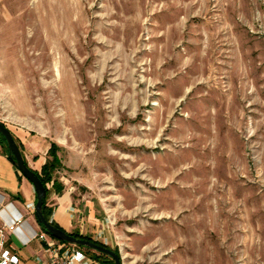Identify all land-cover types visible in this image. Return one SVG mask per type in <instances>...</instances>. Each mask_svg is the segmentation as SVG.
Segmentation results:
<instances>
[{
  "label": "rangeland",
  "instance_id": "obj_1",
  "mask_svg": "<svg viewBox=\"0 0 264 264\" xmlns=\"http://www.w3.org/2000/svg\"><path fill=\"white\" fill-rule=\"evenodd\" d=\"M0 121L123 264H264V0H0Z\"/></svg>",
  "mask_w": 264,
  "mask_h": 264
},
{
  "label": "crops",
  "instance_id": "obj_2",
  "mask_svg": "<svg viewBox=\"0 0 264 264\" xmlns=\"http://www.w3.org/2000/svg\"><path fill=\"white\" fill-rule=\"evenodd\" d=\"M7 127L13 137L22 146L23 158L27 165L31 169L40 172L42 165L46 161L45 154L48 146L46 145L44 151L39 153L35 141L30 142L22 130L12 129L10 126ZM59 182L63 185L61 181ZM63 190L64 185L62 191L57 193L51 184H47L45 199L46 205L50 209V220L69 234L77 233L92 239V241H98L107 245V236L103 235L104 230L100 229V225L96 227L95 220L89 219L90 223H87L82 211L78 207L73 206L69 194ZM0 201L11 203L25 219L24 226L14 233H9L5 242L6 246L17 255L19 264H40L47 259L48 254L45 253V250L50 244H55L61 251H65L68 247H71V245L58 242L48 234H46L45 238L32 237L33 232L38 234L43 232L34 217L35 190L32 184L19 174L9 159L8 153L4 152L1 145ZM24 239L28 240L23 242ZM97 262L101 264L99 261Z\"/></svg>",
  "mask_w": 264,
  "mask_h": 264
},
{
  "label": "water",
  "instance_id": "obj_3",
  "mask_svg": "<svg viewBox=\"0 0 264 264\" xmlns=\"http://www.w3.org/2000/svg\"><path fill=\"white\" fill-rule=\"evenodd\" d=\"M0 134L3 136L7 149L9 159L18 170V172L25 177L33 186L36 193V202L34 205V217L36 222L43 226L44 229L55 239L64 241L72 245H80L89 248L93 251L105 254L110 257L114 264H123L120 253H116L113 249L108 248L104 245L98 244L89 239L77 238L61 228H57L51 224L49 220L43 215V202L46 198L47 189L40 180L39 176L35 174L34 170L31 169L23 158V154L19 148V145L15 141L9 128L0 121Z\"/></svg>",
  "mask_w": 264,
  "mask_h": 264
},
{
  "label": "built area",
  "instance_id": "obj_4",
  "mask_svg": "<svg viewBox=\"0 0 264 264\" xmlns=\"http://www.w3.org/2000/svg\"><path fill=\"white\" fill-rule=\"evenodd\" d=\"M10 211V212H9ZM25 224V219L11 203L0 201V264H19V259L5 244L9 233L18 231ZM45 238L46 233H32V237ZM28 240V239H27ZM27 240L24 239L23 242ZM45 253L47 259L40 264H99L81 249L71 245L61 251L55 244H50Z\"/></svg>",
  "mask_w": 264,
  "mask_h": 264
},
{
  "label": "trees",
  "instance_id": "obj_5",
  "mask_svg": "<svg viewBox=\"0 0 264 264\" xmlns=\"http://www.w3.org/2000/svg\"><path fill=\"white\" fill-rule=\"evenodd\" d=\"M15 141L17 142V140L15 139ZM17 144L19 145V148H20V150H21V153H22V146L17 142ZM0 145H1V147L3 148V150H4V152H6V153H8V149H7V146H6V143H5V140H4V138H3V136L0 134ZM52 149L50 148L49 149V156L51 157V158H49V159H47L46 161H45V163L42 165V167H41V170H40V172H38V171H36V170H34V172H35V174H37L38 176H39V178H40V180L42 181V183L44 184V186L46 187V189H47V183L48 182H50L52 179H53V172L55 171V169L57 168V166H59L60 165V161H59V159H58V157L56 156V154L53 152V151H51ZM23 154V153H22ZM25 163H26V161H25ZM18 171V170H17ZM20 174V173H19ZM21 175V174H20ZM22 176V175H21ZM53 185V188H54V190L57 192V193H59V192H61L62 191V189H63V185L59 182V181H57V179L56 178H54L53 179V183H52ZM42 211H43V215L45 216V218L47 219V220H49L50 222H51V224L52 225H54L55 227H57V228H60L57 224H55L52 220H50V209L47 207V205H46V199L44 200V202H43V208H42ZM40 227H41V229H42V231L43 232H45L46 234H48L51 238H53V239H55L53 236H51L45 229H44V227L43 226H41L40 225ZM71 235H73V236H75V237H77V238H83V239H89V240H92V239H90V238H88V237H86V236H82V235H79V234H77V233H71ZM55 240H57V239H55ZM58 242H60V243H64V244H66V245H72V244H68V243H66V242H64V241H59V240H57ZM94 242H96V243H98V244H101V245H104L103 243H101V242H98V241H94ZM73 246H75L76 248H79V249H81L83 252H85V254H87L88 256H90L91 258H93V259H95L96 261H99L101 264H114V261L110 258V257H108V256H106L105 254H102V253H99V252H96V251H93V250H91V249H89V248H86V247H83V246H80V245H73ZM104 246H106V247H108V248H110L109 246H107V245H104ZM116 253H118V251L116 250V249H113Z\"/></svg>",
  "mask_w": 264,
  "mask_h": 264
}]
</instances>
